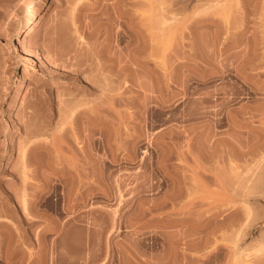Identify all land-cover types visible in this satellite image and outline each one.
<instances>
[{
    "label": "rangeland",
    "instance_id": "obj_1",
    "mask_svg": "<svg viewBox=\"0 0 264 264\" xmlns=\"http://www.w3.org/2000/svg\"><path fill=\"white\" fill-rule=\"evenodd\" d=\"M42 2L0 0V264H264V0Z\"/></svg>",
    "mask_w": 264,
    "mask_h": 264
},
{
    "label": "bare ground",
    "instance_id": "obj_2",
    "mask_svg": "<svg viewBox=\"0 0 264 264\" xmlns=\"http://www.w3.org/2000/svg\"><path fill=\"white\" fill-rule=\"evenodd\" d=\"M169 1H170V0H169ZM42 5H45V0H43ZM217 5H218V4H217ZM168 9H171V8L169 7ZM169 12H170V11H169ZM168 17H169V16H168ZM170 18H171V17L167 18V16H166V19L164 18V21H163L161 24H160L159 22H158L159 24L156 23L157 21H156L155 23L152 22L153 25H150V26L152 27V28H150V29L158 28L157 30H159L160 25H161L162 28H163V27L165 28V27H168V26L170 27V26H171V25H170V21H169ZM168 23H169V24H168ZM163 24H164V26H163ZM167 24H168V25H167ZM31 25H32V22L29 21V22H28V26H29V27L27 28L28 33L30 32ZM162 28H161V30H162ZM164 28H163V30L166 29V28H165V29H164ZM107 29H108V27H107ZM107 29H106V30H107ZM108 30H109V29H108ZM157 30H156V31H157ZM121 31H122V30H121ZM124 31H125V30H124ZM126 31H127V30H126ZM129 32H130V31H129ZM153 32H155V31H153ZM109 33H110V31H109ZM120 33H121V32H120ZM127 33H128V32H127ZM127 33H126V34H127ZM107 34H108V32H107ZM107 34H106V35H107ZM112 36H113V34H112ZM117 36H118V35H117ZM104 37H105V36H104ZM106 37H107V36H106ZM119 37H121V36H119ZM124 37H125V36H124ZM124 37H123V38H124ZM82 38H83V37H82ZM108 38L111 39L110 37H108ZM108 38L106 39V41H105V39H104V41H105L104 46L101 44V45L103 46V48L101 49V48L99 47V48H100V51L98 50L99 52H102V55H101V56L105 59V62H106V58H108V56H110L109 53H108L110 47H111V49H112L111 42L108 41ZM124 39H125V38H124ZM136 39H137V38H136ZM112 40H113V39H112ZM138 40H139V39H138ZM101 41H102V40H101ZM104 41H103V42H104ZM135 41H137V40H135ZM101 43H102V42H101ZM129 43H130V42H129ZM130 45H131V44H130ZM137 45H138V44H137ZM137 45H136V47H135V55H134V57H133V60H134L135 62H139V61H140V57H139V53H140V52H139V47H138ZM43 46H44V45H43ZM43 46H42V47H43ZM134 46H135V45H134ZM44 48H47V47L44 46ZM42 49H43V48H42ZM96 50H97V49H96ZM98 51H97V52H98ZM93 52H94V51H93ZM97 52H95V53H96L97 55H98V54L100 55V53H99V52L97 53ZM131 52H132V51H131ZM95 53H91V52H90V54H88L89 56H87V57H90V55H92V54L94 55ZM103 53H104V54H105V53L107 54L106 57H105V55H104ZM96 54H95V56H97ZM99 55H98V56H99ZM103 55H104V56H103ZM75 57H76V56H75ZM75 57H74V58H75ZM111 57H112V55H111ZM77 58H78V57H77ZM103 58H102V59H103ZM112 58H113V57H112ZM117 58H119V57H117ZM78 59H79V58H78ZM108 59H110V58H108ZM79 60H81V58H80ZM114 60H115V58H113V61H114ZM57 61H58V59H57ZM90 61L93 62V61L91 60V58H90ZM102 61H103V60H102ZM108 61H109V60H108ZM53 62H56V61H53ZM77 62H78V61H77ZM94 62H95V59H94ZM103 62H104V61H103ZM109 62H110V61H109ZM124 62H125V61H124ZM92 64H93V63H92ZM90 65H91V64H90ZM87 66H88V65H87ZM121 66H122V65H121ZM90 67H91V66H90ZM95 67H96V66H95ZM102 67H103V66H102ZM104 67H105V66H104ZM77 68H78V67H77ZM82 68H83V67H82ZM82 68H81V69H82ZM93 68H94V65H93ZM55 69H56V68H55ZM58 69H59V68H58ZM61 69H62V68H61ZM83 69H86V68L84 67ZM104 69H105V68H104ZM118 69H120V65H119ZM56 70H57V69H56ZM62 70L64 71V69H62ZM73 70H74V69H73ZM73 70H71L72 72L68 71V72H66V73H65V71H66V70H65L63 76H59V74H58V76H51V79L57 78L58 81H60V80H61V81H62V80H64V81L67 80V81H70L71 83H72V82L77 83V84L80 83L82 86H84V87H86V88H90V87H89V85H90L89 83H90V82L87 83V81H86L84 78H83L82 81H81V79L79 80V77L76 76L77 71L74 72ZM88 70H89V69H88ZM90 70H91V69H90ZM124 70H125V69H124ZM93 71H94V70H93ZM54 72H55V70H54ZM61 72H62V71H61ZM73 72H74V73H73ZM123 72H125V71H123V68H121V69H120V76H121V73H123ZM57 73H59V72H57ZM57 73H56V74H57ZM54 74H55V73H53V75H54ZM60 75H61V74H60ZM83 77H84V76H83ZM85 78H86V76H85ZM86 79H87V78H86ZM84 80H85V81H84ZM88 80H89V78H88ZM91 81H92V80H91ZM91 84H92V83H91ZM91 87H92V86H91ZM73 91H74V90H73ZM74 92H76V89H75ZM74 92H73V93L71 92L72 94H71V93H70V94L73 95ZM83 93H84V92H83ZM88 93H89V92H88ZM76 94H77V93H75L74 95H76ZM80 94H81V93H80ZM84 94H85V93H84ZM84 94H83V95H84ZM104 94H105V93H104ZM77 95H78V94H77ZM48 96H49V95H48ZM52 96H53V95H52ZM73 97H74V96H73ZM77 97H78V96H77ZM71 98H72V97H70L69 99H68V97L65 98V99L63 98V99L65 100V103H66V106H65V107H67V104H68V106H70V107H71L72 105L74 106L75 103L77 104V101H76L75 97H74L75 100H74L73 98H72V99H71ZM66 99H68V100H66ZM45 100H46V98H45ZM78 100H79V99H78ZM88 100H89V99H88ZM47 101H48V104H49L50 106H53V102H52V99H51L50 97H49V98L47 97ZM62 101H63V100H61V102H62ZM74 101H76V102H74ZM89 101H90V100H89ZM89 101H87V102H89ZM81 102H83V99H81ZM81 102H80V100H79V104H80ZM62 103H64V101H63ZM65 103H64V104H65ZM85 103H86V100L83 102V104H85ZM69 104H70V105H69ZM71 104H72V105H71ZM81 104H82V103H81ZM83 104H82V105H83ZM88 104H90V103H88ZM88 104H87V105H88ZM60 106H61V103H60ZM60 106H58L57 109H59ZM73 106H72V110H73V108L76 107V106H74V107H73ZM77 106H78V107L76 108V110H78V111H82V110H80V107H79L78 104H77ZM80 106H81V105H80ZM83 106H84V105H83ZM61 107L63 108L64 105H62ZM51 108H52V107H51ZM62 108H60L61 111H63ZM78 108H79V109H78ZM90 108H91V107H90ZM54 109H55V108H54ZM70 109H71V108H70ZM70 109H69V110H70ZM81 109H82V107H81ZM51 110H52V109H51ZM64 110H65V109H64ZM90 110H92V109H90ZM53 111H54V110H53ZM88 111H89V110H88ZM57 112H58V111H57ZM73 112H74V111H73ZM73 112H72V113H73ZM85 112H86V111H85ZM85 112H84V114H85ZM86 113H87V112H86ZM74 114H75V113H74ZM81 114H83V113H81ZM78 115H79V114H78ZM72 116H73V114H72ZM75 116H76V115H75ZM81 116H82V115H81ZM83 116H84V115H83ZM87 116H88V115H87ZM75 118H77V116H76ZM24 124H25V123H24ZM21 125H22V124H21ZM22 127H24V125H23ZM39 145H40V144H39ZM37 146H38V145H37ZM41 146H42V145H41ZM39 147H40V146H39ZM32 149H34V148H32Z\"/></svg>",
    "mask_w": 264,
    "mask_h": 264
}]
</instances>
